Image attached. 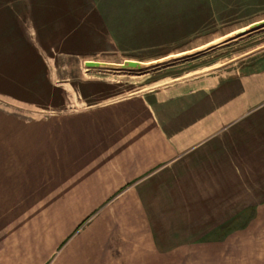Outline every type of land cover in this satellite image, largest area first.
<instances>
[{
	"label": "rangeland",
	"instance_id": "1",
	"mask_svg": "<svg viewBox=\"0 0 264 264\" xmlns=\"http://www.w3.org/2000/svg\"><path fill=\"white\" fill-rule=\"evenodd\" d=\"M263 20L264 0H0V133L12 135L13 145L19 132L28 133L39 121L49 123L80 108L199 83L218 82L221 91L233 88L235 98L243 91L245 97L259 98L264 25L238 35L227 47H208L176 63L148 68L130 64L187 53ZM0 135V257L22 264L20 243L49 247L54 236L46 230L68 219L49 218L45 207L51 203L35 200L24 186L18 195L14 181L30 183L36 173L18 168L19 158L29 155L15 148L10 163H4L7 144ZM36 180L49 188V179ZM244 189L251 198L250 210L204 236V242L218 241L220 246L204 250L205 264H264V187L250 180ZM98 214L80 221L68 235H58L54 250L43 251L44 264H98V259L121 264L129 258L139 264L145 259L185 264L199 255L191 248L164 256L154 252V261L141 260V242L137 250L132 240L122 246L121 234L105 239V234L87 231ZM21 227L32 230L18 234ZM139 228L141 238L145 234ZM0 264L7 263L0 258Z\"/></svg>",
	"mask_w": 264,
	"mask_h": 264
},
{
	"label": "crops",
	"instance_id": "2",
	"mask_svg": "<svg viewBox=\"0 0 264 264\" xmlns=\"http://www.w3.org/2000/svg\"><path fill=\"white\" fill-rule=\"evenodd\" d=\"M217 83L80 108L49 123L36 122L28 133L19 132L13 145L12 135L2 131L7 144L3 154H8L4 163H10L15 148L29 155L19 158L18 168L36 173L28 184L14 181L18 195L24 186L35 200L51 203L45 207L49 218L68 219L46 230L54 244L58 235H68L99 211L87 231L105 234V239L121 234L122 246L132 240L137 250L141 242V260L154 261V252L164 256L195 248L198 257L185 264H205L204 250L220 246L218 241L204 242V236L227 226L238 212L250 210L251 198L244 189L250 180L264 187V83L256 88L259 98L245 97V91L235 98L233 88L221 91ZM41 177L50 180L49 188L38 184ZM3 185L6 192L7 180ZM107 202L112 204L104 205ZM139 227L145 234L141 238ZM28 230L32 228L17 232ZM54 244L20 243L22 264H44L43 251L49 254ZM136 260L125 263L139 264ZM145 263L155 264L147 259Z\"/></svg>",
	"mask_w": 264,
	"mask_h": 264
},
{
	"label": "bare ground",
	"instance_id": "3",
	"mask_svg": "<svg viewBox=\"0 0 264 264\" xmlns=\"http://www.w3.org/2000/svg\"><path fill=\"white\" fill-rule=\"evenodd\" d=\"M263 25H264V20L256 22V23H254L252 25H249L248 27H245L243 29L237 30V31H235L233 33H230V34H228V35H226L224 37H221L220 39H216L215 41H213V42H211V43H209V44H207V45H205V46H203L201 48H198V49H195L193 51H190V52H187V53H183V54L170 55V56H168L166 58H163V59H160L158 61L145 63V64H139V67H142V68L160 67V66H163V65H166V64H172V63H176L178 61H181L180 60L181 58L185 59L184 58L185 56L193 54V53H197L198 51L204 50V49H206L208 47H210L211 49L212 48H220V47H223V46L227 47V45L229 44V41L230 40H236V38L239 37L238 35H240V34L242 35L243 33L250 34V33H252L251 30H253V29L258 30ZM179 92H180V90L177 91L176 93H179Z\"/></svg>",
	"mask_w": 264,
	"mask_h": 264
},
{
	"label": "water",
	"instance_id": "4",
	"mask_svg": "<svg viewBox=\"0 0 264 264\" xmlns=\"http://www.w3.org/2000/svg\"><path fill=\"white\" fill-rule=\"evenodd\" d=\"M130 65H131V67H135V66H138L139 64H137V63H131Z\"/></svg>",
	"mask_w": 264,
	"mask_h": 264
}]
</instances>
